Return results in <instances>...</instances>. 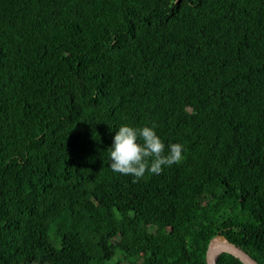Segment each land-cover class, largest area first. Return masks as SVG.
I'll return each instance as SVG.
<instances>
[{
  "label": "trees",
  "instance_id": "trees-1",
  "mask_svg": "<svg viewBox=\"0 0 264 264\" xmlns=\"http://www.w3.org/2000/svg\"><path fill=\"white\" fill-rule=\"evenodd\" d=\"M122 125L183 161L113 172ZM217 234L264 264V0H0V264H207Z\"/></svg>",
  "mask_w": 264,
  "mask_h": 264
},
{
  "label": "clouds",
  "instance_id": "clouds-1",
  "mask_svg": "<svg viewBox=\"0 0 264 264\" xmlns=\"http://www.w3.org/2000/svg\"><path fill=\"white\" fill-rule=\"evenodd\" d=\"M109 150L112 171L134 176L133 182H138L146 173L160 175L165 167L179 164L184 159V146L180 143L166 146L155 131V125L120 126Z\"/></svg>",
  "mask_w": 264,
  "mask_h": 264
},
{
  "label": "water",
  "instance_id": "water-1",
  "mask_svg": "<svg viewBox=\"0 0 264 264\" xmlns=\"http://www.w3.org/2000/svg\"><path fill=\"white\" fill-rule=\"evenodd\" d=\"M222 253H228L238 258L244 264H260L241 247L231 242L222 234L214 236L207 247L206 263L217 264V260Z\"/></svg>",
  "mask_w": 264,
  "mask_h": 264
},
{
  "label": "rangeland",
  "instance_id": "rangeland-1",
  "mask_svg": "<svg viewBox=\"0 0 264 264\" xmlns=\"http://www.w3.org/2000/svg\"><path fill=\"white\" fill-rule=\"evenodd\" d=\"M68 250L72 253H75L78 249H77V246L75 245V243H72V244H69L67 246Z\"/></svg>",
  "mask_w": 264,
  "mask_h": 264
}]
</instances>
